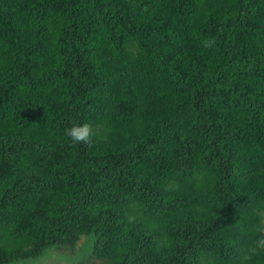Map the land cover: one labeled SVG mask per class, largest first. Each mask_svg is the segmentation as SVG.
<instances>
[{
	"label": "trees",
	"instance_id": "obj_1",
	"mask_svg": "<svg viewBox=\"0 0 264 264\" xmlns=\"http://www.w3.org/2000/svg\"><path fill=\"white\" fill-rule=\"evenodd\" d=\"M84 236L264 264V0H0V264Z\"/></svg>",
	"mask_w": 264,
	"mask_h": 264
},
{
	"label": "rangeland",
	"instance_id": "obj_2",
	"mask_svg": "<svg viewBox=\"0 0 264 264\" xmlns=\"http://www.w3.org/2000/svg\"><path fill=\"white\" fill-rule=\"evenodd\" d=\"M94 239L84 236L76 246L75 256L67 255L58 248H50L41 257L35 260H23L12 264H102L93 258Z\"/></svg>",
	"mask_w": 264,
	"mask_h": 264
},
{
	"label": "clouds",
	"instance_id": "obj_3",
	"mask_svg": "<svg viewBox=\"0 0 264 264\" xmlns=\"http://www.w3.org/2000/svg\"><path fill=\"white\" fill-rule=\"evenodd\" d=\"M214 39L205 40L203 43V47H211L214 44ZM65 136L69 138V140L75 144H91L93 138V129L92 125L85 123L83 125H73L70 128L65 129ZM261 252H264V236H262L256 246L251 249L252 255H257ZM245 259H251L250 256H246Z\"/></svg>",
	"mask_w": 264,
	"mask_h": 264
}]
</instances>
